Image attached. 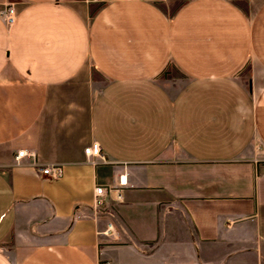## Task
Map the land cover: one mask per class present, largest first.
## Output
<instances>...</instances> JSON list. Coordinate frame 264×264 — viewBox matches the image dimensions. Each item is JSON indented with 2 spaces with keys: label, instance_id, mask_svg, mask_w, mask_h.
Here are the masks:
<instances>
[{
  "label": "crops",
  "instance_id": "crops-1",
  "mask_svg": "<svg viewBox=\"0 0 264 264\" xmlns=\"http://www.w3.org/2000/svg\"><path fill=\"white\" fill-rule=\"evenodd\" d=\"M170 2L0 0V264H264V0Z\"/></svg>",
  "mask_w": 264,
  "mask_h": 264
},
{
  "label": "built area",
  "instance_id": "built-area-1",
  "mask_svg": "<svg viewBox=\"0 0 264 264\" xmlns=\"http://www.w3.org/2000/svg\"><path fill=\"white\" fill-rule=\"evenodd\" d=\"M91 2H99L101 0H88ZM3 16L6 18L8 22H13V11L12 9H6L3 11ZM83 152L91 157V158H97L101 162H105V157L101 152V147L96 142H91L84 146ZM30 156L32 158L35 157V154L33 151H28L27 149H19L17 150L16 154L14 155L13 159L15 163H18L19 160L22 157ZM92 163L95 164L93 160H91ZM38 171L40 174L48 177V178H55L61 175L62 172V166L59 163L55 164H45L43 166L38 167ZM125 185V176L124 174L118 175V181L117 184L114 186H107V185H96L93 189V202L92 206H94L95 209L100 208V206L103 204L105 197H111L113 201H118L121 198L122 194V186ZM113 231V225L111 222L107 223L105 232L112 233ZM107 264V263H105Z\"/></svg>",
  "mask_w": 264,
  "mask_h": 264
},
{
  "label": "rangeland",
  "instance_id": "rangeland-1",
  "mask_svg": "<svg viewBox=\"0 0 264 264\" xmlns=\"http://www.w3.org/2000/svg\"><path fill=\"white\" fill-rule=\"evenodd\" d=\"M182 0H171L170 4L166 7L165 10H168L170 6L177 5ZM167 73H169L167 75ZM260 74L259 69L255 65V63L249 58L247 59L242 68L236 73V76L245 84L248 86H251L252 82V76ZM159 79L163 81L164 85L167 87L175 86L177 87L179 83L182 80V77L178 75L177 72L173 71L172 69L169 70V72H162L159 75ZM254 156L257 163L264 162L262 159H264V152L261 146L255 143L254 145Z\"/></svg>",
  "mask_w": 264,
  "mask_h": 264
}]
</instances>
